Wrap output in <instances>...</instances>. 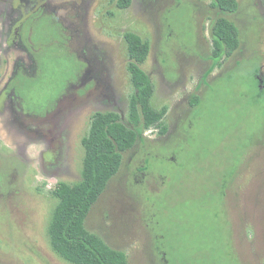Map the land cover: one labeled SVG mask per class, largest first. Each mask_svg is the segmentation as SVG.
<instances>
[{
  "label": "rangeland",
  "instance_id": "1",
  "mask_svg": "<svg viewBox=\"0 0 264 264\" xmlns=\"http://www.w3.org/2000/svg\"><path fill=\"white\" fill-rule=\"evenodd\" d=\"M237 2L230 14L212 0H132L127 9L117 0H0V264H72L51 244L54 191L81 181L95 113L135 128L127 32L149 45L141 68L164 126L142 130L122 153L86 229L128 264H264V2ZM34 15L61 24L81 64L72 83L76 59L50 49L49 75L58 72L65 91L43 115L7 92L18 69L38 71L21 38ZM221 17L239 29L240 47L216 62ZM34 27L45 43L43 23ZM54 91L47 84L40 95Z\"/></svg>",
  "mask_w": 264,
  "mask_h": 264
},
{
  "label": "trees",
  "instance_id": "2",
  "mask_svg": "<svg viewBox=\"0 0 264 264\" xmlns=\"http://www.w3.org/2000/svg\"><path fill=\"white\" fill-rule=\"evenodd\" d=\"M212 2L215 8L230 14L239 10L237 0ZM131 4L132 0H117L120 9H127ZM39 21L43 23L45 43L37 37V33L42 29L34 27ZM27 30L31 32L28 40L23 36L27 34ZM21 32L22 42L35 58L38 71L31 76L23 69L18 70L9 90L20 99L25 111L43 115L54 108L59 98L57 95L61 91L60 74L55 72L53 77L49 75L51 69L48 68L46 59L51 55L48 54L50 49L59 50V53L76 59L78 77L72 83L79 81L81 64L75 56L69 55L63 42L62 26L60 23H54L52 16H32L24 22ZM212 35L213 58L216 62H220L224 56L231 55L240 47L239 29L227 18L221 17L217 20ZM125 41L131 59L128 72L135 87V94L130 102V116L135 128L127 127L116 113H95L90 132L82 140L85 159L81 181L76 185L60 182L54 191L58 205L49 225L51 244L60 257L72 264H128L125 254L111 249L100 237L86 229V221L110 181L119 172L122 153L135 147L142 130L164 126V111L154 109L151 104L155 86L141 68V64L145 63L149 56V45L133 32L125 34ZM45 46H49V50L46 49L42 55L41 48ZM72 83L65 82L62 88ZM47 84H52L55 91L42 97L41 89Z\"/></svg>",
  "mask_w": 264,
  "mask_h": 264
},
{
  "label": "flooded vegetation",
  "instance_id": "3",
  "mask_svg": "<svg viewBox=\"0 0 264 264\" xmlns=\"http://www.w3.org/2000/svg\"><path fill=\"white\" fill-rule=\"evenodd\" d=\"M22 38V37H21ZM28 50V49H27ZM29 51V50H28ZM29 53H31L30 51H29ZM32 55V54H31ZM33 56V55H32ZM33 59H34V61H35V63H36V60H35V58L33 57ZM21 69H23L26 73H29V72H27V70L25 69V68H20V69H18V70H21ZM37 69H38V66H37V63H36V71H37ZM17 70V71H18ZM17 71L15 72V74H14V76L12 77V79L10 80V82L8 83V86H7V92H10L11 94H13L19 101H20V99L13 93V92H11L10 90H9V85H10V83L12 82V80H13V78L15 77V75H16V73H17ZM37 73V72H36ZM36 73H34V74H30L31 76H34ZM20 105H21V103H20ZM22 107V106H21ZM23 108V107H22ZM23 110L25 111V109L23 108ZM27 114H30V115H32L31 113H28L27 111H25ZM49 112V111H48ZM33 115H35V114H33Z\"/></svg>",
  "mask_w": 264,
  "mask_h": 264
}]
</instances>
